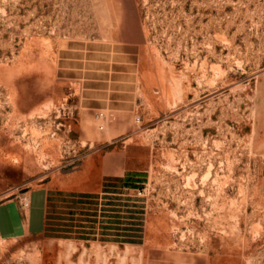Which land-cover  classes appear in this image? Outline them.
<instances>
[{
  "label": "rangeland",
  "instance_id": "obj_1",
  "mask_svg": "<svg viewBox=\"0 0 264 264\" xmlns=\"http://www.w3.org/2000/svg\"><path fill=\"white\" fill-rule=\"evenodd\" d=\"M263 157L264 0H0V264H264Z\"/></svg>",
  "mask_w": 264,
  "mask_h": 264
},
{
  "label": "crops",
  "instance_id": "obj_2",
  "mask_svg": "<svg viewBox=\"0 0 264 264\" xmlns=\"http://www.w3.org/2000/svg\"><path fill=\"white\" fill-rule=\"evenodd\" d=\"M259 177L263 184L264 189V157L260 163V171ZM45 197L46 194L40 195V211L38 221L35 224L33 222L32 214H33V199L34 195L30 196V206L27 211H23L20 207V203L15 200V198L8 199L0 202V236H9L16 232L18 226H24L26 233L30 235H38L42 232L44 228V216H45ZM174 251L169 250H157L156 254L150 260L148 256L147 264H172L171 261L168 260L170 255L175 257ZM178 257V256H176ZM181 257V256H180ZM182 256L181 258H184ZM190 258L189 263H178V264H205V261H199L194 257H186ZM175 264V263H174ZM177 264V263H176ZM206 264H210L209 260Z\"/></svg>",
  "mask_w": 264,
  "mask_h": 264
},
{
  "label": "trees",
  "instance_id": "obj_3",
  "mask_svg": "<svg viewBox=\"0 0 264 264\" xmlns=\"http://www.w3.org/2000/svg\"><path fill=\"white\" fill-rule=\"evenodd\" d=\"M133 175H138V174H131V175H129V176H133ZM128 178H130V177H128ZM130 182H132L131 180H126V184H129ZM81 199H83V198H88L89 196L88 195H86V194H81V195H78ZM80 199V200H81ZM80 202H83V201H80ZM82 234H84V232L83 231H80ZM82 236H84V235H82Z\"/></svg>",
  "mask_w": 264,
  "mask_h": 264
},
{
  "label": "built area",
  "instance_id": "obj_4",
  "mask_svg": "<svg viewBox=\"0 0 264 264\" xmlns=\"http://www.w3.org/2000/svg\"><path fill=\"white\" fill-rule=\"evenodd\" d=\"M29 206H30V201H29V199H24V201H23V203H22V207H21V209H22L23 211H27L28 208H29Z\"/></svg>",
  "mask_w": 264,
  "mask_h": 264
}]
</instances>
